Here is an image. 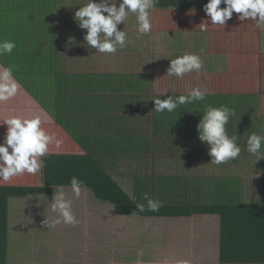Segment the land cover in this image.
<instances>
[{
    "label": "trees",
    "instance_id": "16d2710c",
    "mask_svg": "<svg viewBox=\"0 0 264 264\" xmlns=\"http://www.w3.org/2000/svg\"><path fill=\"white\" fill-rule=\"evenodd\" d=\"M88 2L0 0V42L16 44L11 54L0 56V63L13 68L19 84L98 168L90 189L116 215L215 216L216 258L193 264H264V158L257 161L246 143L255 133L258 95L209 92L202 101L179 105L171 113H157L153 99L188 92L177 88H172L174 93L155 92L154 74L143 62L146 56L139 52L126 59L120 57V61L90 48L84 41L87 30L73 18ZM207 3L158 0L154 9L187 11L204 9ZM174 38L171 46L176 49L185 45H191V50L205 47L196 41L193 45L190 37ZM126 50H130L129 42L118 51ZM208 106L233 109L227 132L239 136L240 156L219 166L211 163L209 146L200 141L197 130ZM250 169L260 177L255 191H249L253 178L246 173ZM55 187L0 186V264H12V199L36 194L44 199L43 204L48 198L52 209ZM145 193L163 202L158 212L138 211L136 204L140 203L147 209ZM41 217L43 221L47 218L45 214ZM43 224L34 234L37 245L44 240ZM52 230L55 233L56 229ZM30 240V236L22 237L25 246L30 247Z\"/></svg>",
    "mask_w": 264,
    "mask_h": 264
},
{
    "label": "rangeland",
    "instance_id": "374dc122",
    "mask_svg": "<svg viewBox=\"0 0 264 264\" xmlns=\"http://www.w3.org/2000/svg\"><path fill=\"white\" fill-rule=\"evenodd\" d=\"M240 15L234 12L224 26L211 24L204 9L198 7L187 11L153 8L150 10L152 31L138 38L136 16L129 13L125 24H119L118 29L127 33L130 50L117 51L112 56L125 58L136 52L146 56L143 62L154 74L155 92L172 88L190 92L196 87H206L209 92L261 95L264 94V31L251 19L240 20ZM205 26L206 30H202ZM176 36L190 37V43L196 41L205 47L173 48L171 42ZM185 53L200 56L204 64L201 72H191L182 78L165 76L171 59ZM63 149L56 151L59 153L55 158L65 162L61 167L55 166L53 172L60 180L52 186H63L66 197L72 199V210L79 223L57 224L55 233L43 237L39 249L32 246L24 251L21 264H193L216 258L215 216H118L109 204L94 197L90 188L100 171L88 161L85 152L80 148L77 152ZM246 174L253 178L249 191L254 190L260 177L251 169ZM73 176L84 182L79 198L71 191ZM53 214L50 219L59 218L58 213ZM31 241L35 244L34 237Z\"/></svg>",
    "mask_w": 264,
    "mask_h": 264
},
{
    "label": "clouds",
    "instance_id": "9594fccd",
    "mask_svg": "<svg viewBox=\"0 0 264 264\" xmlns=\"http://www.w3.org/2000/svg\"><path fill=\"white\" fill-rule=\"evenodd\" d=\"M157 3L158 0H120L117 7V0H100V2L89 0L75 12L73 18L81 29L87 30L84 41L90 48L96 49L98 53L114 54L127 46L128 39L125 30H119L118 25L125 24L129 13H132L135 14L138 24V38L149 34L152 31L150 10ZM222 3L226 7H220ZM204 11L213 25L225 26L235 12L241 14L240 20L251 19L264 31V0H208V3L204 5ZM202 30H206V26ZM15 47L16 44L12 41L0 42V56L11 54ZM203 67V61L199 55L188 53L171 59L165 76L182 78L191 72H201ZM20 87L13 76L11 66L0 69V103L17 96ZM171 90L174 93L175 90ZM209 94L206 87L204 89L196 87L187 95H171L166 99L156 98L153 99L154 110L157 113L165 111L171 113L179 105L202 101ZM233 115L234 110L227 106H208L197 125L199 139L209 146L211 163L217 166L226 164L241 154V147L237 142L239 136H229L227 132L226 126ZM0 124L8 126L4 143L0 144V180L2 181H10L25 173L31 175L42 173L45 167L42 158L49 154L50 145L53 142L57 146L62 143L41 126L42 120L39 116L34 118L12 116L4 119ZM246 143L247 151L256 155L257 161L264 158V151H262L264 135L253 133ZM70 187L72 194L79 198L82 195L84 182L73 176L70 179ZM144 199L147 200V209L142 203L136 204L139 212L145 210L158 212L163 206L162 201L151 198L147 193L144 194ZM52 210L58 213L59 218L51 222L46 218L44 223L49 229L55 228L60 223L73 226L79 223L72 210V199L66 197L62 185L55 187Z\"/></svg>",
    "mask_w": 264,
    "mask_h": 264
},
{
    "label": "crops",
    "instance_id": "0c3cea01",
    "mask_svg": "<svg viewBox=\"0 0 264 264\" xmlns=\"http://www.w3.org/2000/svg\"><path fill=\"white\" fill-rule=\"evenodd\" d=\"M242 30V27L240 28ZM5 68L0 63V69ZM261 68V67H260ZM21 86V85H20ZM256 93V92H255ZM258 95V112L257 116L254 117L255 128L254 131L258 135H264V94ZM12 116H21L26 118H34L39 116L42 120V127L52 135L62 141V143L57 146L53 142L49 147V154L43 157L45 167L42 173H37L35 175L27 174L14 177L10 181L0 180V186H52L55 185L59 179V175L53 172L55 166L61 167L65 161L60 158L57 160L55 157L59 153H56L58 148L64 150H74L75 152L79 151L81 147L73 140V138L53 119V117L43 109L40 104L21 86L17 96L13 97L7 102L0 103V122H3L4 119L10 118ZM7 125L0 124V144L4 143L5 136L7 133ZM252 134V133H251ZM82 150V149H81ZM11 151V149H9ZM83 151V150H82ZM86 162V161H85ZM58 178V179H57ZM252 178V177H251ZM44 199L40 198L39 195L32 194L26 198H14L11 201V210H10V222L12 228V257L10 260L12 264H21L22 258L24 259V251L26 249L35 248L39 249L37 245L38 241L35 238V244H32V241H28L25 246L22 243L23 236L34 237V234H37V229L39 228L40 223L44 222L41 219V214L47 216V220L50 221V200L47 198V204H43ZM37 227V228H36ZM44 238H49V234H53L54 230L46 227L45 223L43 224ZM29 234V235H28ZM42 234V233H41ZM33 235V236H32ZM43 238V239H44ZM43 249L42 247L40 250ZM21 252V254H20ZM23 264V263H22ZM25 264V263H24Z\"/></svg>",
    "mask_w": 264,
    "mask_h": 264
}]
</instances>
